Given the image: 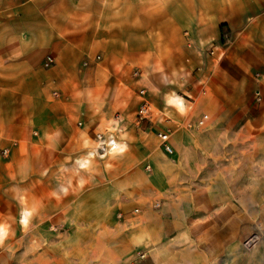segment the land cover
<instances>
[{
  "label": "clouds",
  "instance_id": "9594fccd",
  "mask_svg": "<svg viewBox=\"0 0 264 264\" xmlns=\"http://www.w3.org/2000/svg\"><path fill=\"white\" fill-rule=\"evenodd\" d=\"M191 2L80 0L68 17L75 21L72 28L14 42L7 61L24 63L26 55L38 50L46 68L60 65L56 40L93 28L95 33L135 30L120 41L121 47L127 50L135 40L143 50L131 62L126 55L118 62L113 59L110 69L97 61L103 46L115 41L98 40L94 33L85 66H94L95 78L73 79L69 89V74L59 84L45 86L47 101L56 100L60 93L55 89H60L67 97L64 103L71 104L69 131L50 125L42 135L35 133L39 139L33 147L42 145L57 159L32 173L42 191L13 188L16 209L11 215L6 207L0 211V264H88L90 258L95 264H178L181 257L174 248L190 242L191 227L183 211L189 201L187 180L180 173L188 167L192 147L176 143L182 136L215 135L225 149L234 139H243L244 150L227 167L245 180L243 192L254 196L264 189V126L237 114L231 127H217L218 114H205L208 89L195 79L198 69L174 59L168 26ZM174 31L183 33L178 36L182 50L194 53L202 64L212 39H200L196 47L190 30L177 26ZM7 61L0 56V67ZM125 65L137 70L131 85L114 75L126 76ZM174 148L175 158L170 159ZM20 172L21 183H29L26 164ZM154 178L168 187L160 190ZM160 216L188 227L170 232L165 242L154 234ZM243 243L246 254L264 250V229Z\"/></svg>",
  "mask_w": 264,
  "mask_h": 264
},
{
  "label": "crops",
  "instance_id": "0c3cea01",
  "mask_svg": "<svg viewBox=\"0 0 264 264\" xmlns=\"http://www.w3.org/2000/svg\"><path fill=\"white\" fill-rule=\"evenodd\" d=\"M79 3L80 0H0V56L7 61L10 49L16 47L14 42L34 41L42 32L54 35L56 31L72 28L75 21L68 17ZM174 19L175 23L168 26L175 41L174 59L198 69L195 79L203 80V87L208 89L205 114L208 111L218 114L217 127H231L237 114L253 125L264 126V0H192L182 6ZM177 26L190 30L191 38L197 41L196 47L200 39H212L210 52L205 45L202 64L194 53L182 50L178 36L183 33L174 31ZM94 33L93 28L56 40L54 47L61 61L55 68H46L38 50L26 55L24 63L7 61L0 67V211L4 194H9L11 204L16 206L13 188L43 190L36 183L38 176L32 173L43 171L57 158L42 145L33 147L39 139L35 133L42 135L50 125H60L69 131L66 125L71 114V104L64 103L67 97L60 89H55L60 93L58 98L49 102L44 88L50 82L59 84L69 74L66 82L69 89L73 79L85 75L95 78L94 66H85ZM133 34L135 30L128 29L95 33L98 40L115 41L103 46V56L97 62L111 69L113 59L118 62L126 55L130 62L135 60L142 46L133 40L125 50L120 44ZM125 70L126 76L114 75L131 85L137 78L134 76L137 70H128L127 65ZM176 143L192 147L188 167L180 173H189L198 181L186 183L189 201L183 211L191 218V227L160 216L154 224V234L166 242L170 232L188 227L190 242L174 248L181 257L178 264H245L246 261L264 264V250L246 254L243 243L245 238L260 235V230L244 226L250 216L244 217L243 207L252 212L251 207L264 206V189L254 196L243 192L245 180L227 167L244 150L243 139H234L228 149L220 146L215 135L182 136ZM3 149L8 150V155H2ZM174 153L175 148L170 156ZM22 164L30 169L29 183H21ZM153 182L160 190L168 187L163 180L154 178Z\"/></svg>",
  "mask_w": 264,
  "mask_h": 264
},
{
  "label": "rangeland",
  "instance_id": "374dc122",
  "mask_svg": "<svg viewBox=\"0 0 264 264\" xmlns=\"http://www.w3.org/2000/svg\"><path fill=\"white\" fill-rule=\"evenodd\" d=\"M257 97H258V99L261 97V94H259V92L257 94ZM185 128L190 130L192 128V125L188 124V125L185 126ZM8 153L9 152H8L7 149H3L2 150V155L3 156L8 155ZM175 154H176V152L172 156H169V158L170 159L175 158ZM226 160H229V159H226ZM199 161H200V165H202V159H199ZM180 176H183V178H185L187 180V182L188 181H196V182H198L197 178H195V180H194L193 179V175H190L189 173H185V174L180 175ZM200 180H201V176H200ZM191 187H192V185H191ZM184 188L187 191L188 185L185 184ZM3 202H4V204L2 206V210H4V208L6 207L8 209V214H10V215L13 214V212L16 209L17 206L11 204V196L9 194H4ZM243 209H244V217L247 216V215L250 216L246 222L244 221V226L247 229H253V230L254 229L255 230L264 229V206H253V207H251L252 212L246 211L247 207H243ZM250 218H251L252 221L249 220ZM257 225H259L260 227L257 228ZM89 261L92 262L93 260L89 259Z\"/></svg>",
  "mask_w": 264,
  "mask_h": 264
},
{
  "label": "built area",
  "instance_id": "2783aa9c",
  "mask_svg": "<svg viewBox=\"0 0 264 264\" xmlns=\"http://www.w3.org/2000/svg\"><path fill=\"white\" fill-rule=\"evenodd\" d=\"M45 64V63H44ZM172 153H173V151H172Z\"/></svg>",
  "mask_w": 264,
  "mask_h": 264
}]
</instances>
